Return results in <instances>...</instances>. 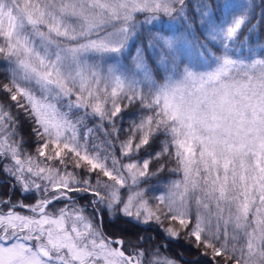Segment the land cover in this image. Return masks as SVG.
I'll return each instance as SVG.
<instances>
[{"label":"snow or ice","instance_id":"1","mask_svg":"<svg viewBox=\"0 0 264 264\" xmlns=\"http://www.w3.org/2000/svg\"><path fill=\"white\" fill-rule=\"evenodd\" d=\"M0 264H264V0H0Z\"/></svg>","mask_w":264,"mask_h":264},{"label":"trees","instance_id":"2","mask_svg":"<svg viewBox=\"0 0 264 264\" xmlns=\"http://www.w3.org/2000/svg\"><path fill=\"white\" fill-rule=\"evenodd\" d=\"M257 2H259V0H257ZM108 230H109V231H116L117 228H116V227H109ZM186 258H187V259H191V257H189V256H186Z\"/></svg>","mask_w":264,"mask_h":264}]
</instances>
